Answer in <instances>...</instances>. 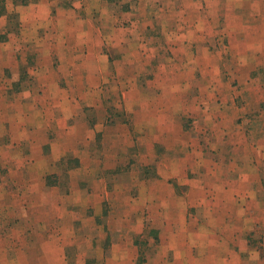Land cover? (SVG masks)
I'll list each match as a JSON object with an SVG mask.
<instances>
[{"label": "rangeland", "instance_id": "rangeland-1", "mask_svg": "<svg viewBox=\"0 0 264 264\" xmlns=\"http://www.w3.org/2000/svg\"><path fill=\"white\" fill-rule=\"evenodd\" d=\"M142 19L102 18L85 121L44 85L72 76L56 19L0 18V264H264L263 59L225 18L196 38Z\"/></svg>", "mask_w": 264, "mask_h": 264}, {"label": "crops", "instance_id": "crops-1", "mask_svg": "<svg viewBox=\"0 0 264 264\" xmlns=\"http://www.w3.org/2000/svg\"><path fill=\"white\" fill-rule=\"evenodd\" d=\"M0 18H55V24L63 28L59 45L53 46L54 50L51 47L49 53L60 60L54 70H68L72 76L64 85L56 78L44 85L47 90L57 89L60 97L56 98L58 112L54 115L67 120L76 113L75 116L81 114V120L86 121L89 114L77 111H82L83 107L86 111L89 105L100 100L97 96L100 74L106 70L109 51L105 49L107 40L102 18H129V29L134 23L145 20L142 18H167V24L177 26L176 38L187 37L185 25L194 26L186 30L194 38L202 37L203 29L215 30L216 34L218 18H225V26L220 27V31L227 32L230 42L239 35L245 47H252L251 52L261 55L264 65V0H30L27 4L4 0ZM11 35L8 31L9 40ZM89 71L95 73L91 75ZM85 121L68 124L64 135H77L75 131L79 129L83 140L76 138L75 143L83 141L85 144V137L89 135Z\"/></svg>", "mask_w": 264, "mask_h": 264}, {"label": "trees", "instance_id": "trees-1", "mask_svg": "<svg viewBox=\"0 0 264 264\" xmlns=\"http://www.w3.org/2000/svg\"><path fill=\"white\" fill-rule=\"evenodd\" d=\"M21 4H27L30 0H17ZM4 9V0H0V13L3 12Z\"/></svg>", "mask_w": 264, "mask_h": 264}]
</instances>
